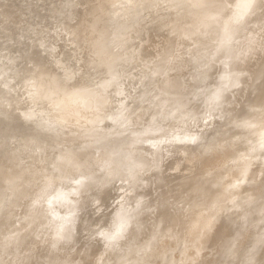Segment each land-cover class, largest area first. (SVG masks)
<instances>
[{
	"label": "bare ground",
	"instance_id": "bare-ground-1",
	"mask_svg": "<svg viewBox=\"0 0 264 264\" xmlns=\"http://www.w3.org/2000/svg\"><path fill=\"white\" fill-rule=\"evenodd\" d=\"M34 1L36 2V0H34ZM45 1H46L45 5H47L46 3L49 0L48 1L45 0ZM168 1L170 3L171 7H174L176 5L178 6V4H180L181 7L179 9H177V11L172 15V17H168L167 20L162 22V23H160L156 19V21H158V23H160L158 25V28H156V29L154 28L151 31H148V33H146L144 38L147 41H150L149 43H153L154 42L153 40H155L157 38L158 42L156 41L155 45H154L155 42L153 43V45L148 43V46L151 45V47H148L147 50H149L150 48H153V47L154 48L149 50V51H145L146 54L140 58L139 64H144V66H143V68H144L145 66H147L146 64H148V63L149 64L151 63L153 65L155 62L160 63L161 64V66H160L161 70H158L159 73L157 72V73H155L156 74L155 76H153V75L152 76L154 79V77H159L161 74H163L162 79L159 83V87L161 88L159 90V92L161 90H163V91L169 92L171 94V96L165 98L164 100H161L159 102L154 103V105H155L154 110L155 111H154V114L152 113L153 115H149V113H151V112H147L149 103L153 102L150 100V97H147L148 95L147 96L146 95L140 96L141 99L136 100V102H135L136 107H130V108H128V110H126L128 112V114L127 115L123 114L124 117L121 119H122V123H125V128H126V126H128V121H129V126L132 129L131 138H129V140H127L124 137H121V132H123V131H121L120 129H117L120 127L117 126V128H115L116 125L113 126L112 123H111L112 124L111 126H108V124H106V122L104 123V119L106 117H108L106 114L107 104L110 102V96H108V93L109 92L111 93L110 86H112L111 84L114 82V77L119 76L120 72H122L121 66L117 67V65H121V64H119L120 62H124L126 64L127 61H125V60L123 61V58L125 57V59H127L126 56L128 54L126 56H125V54L131 53V50L129 49L131 46L128 48V45H131L132 43L128 44V42H125L124 39L129 38L134 43L136 41V39H134V37L140 36L139 33H141V29H139V31H140L139 33L137 31H134L135 33L137 32L138 33L137 35H139V36H137L135 34L136 36H134L132 38V36L134 35L133 34L134 32L132 31V29H134V30H135V28L138 29V24L144 21L141 19L142 18L141 13H140L141 7H145V6H142L143 3L150 4V2H152L151 0H87V1H85L86 4L88 3L86 5L87 10L83 11L78 18H76V16H78L79 14H77L78 12L76 11L77 13L75 12V14H76L75 20L72 18V21L73 20L74 21L73 22L69 21L70 23H68V26L66 25L67 29L64 28L65 30L57 31L58 32L57 35L63 34L64 36H62V37L64 38L65 34H67L68 35L66 37L67 39L69 36L72 37V39L75 42V47H76L75 48L73 46L74 42L72 41L71 47L72 46L74 47L73 48L74 51H72L71 53H73L74 55H75L74 52L76 51V49L78 50V51H76V53L79 51L81 52V50H79L77 46L81 45L82 48H85L86 46H83V45H87L88 49H85V50L88 51L89 54H91L92 57L89 55L92 58L91 61L92 60H94V61L91 62L89 59V56L86 55V51L84 54V50H82L83 51L82 55L87 56L88 57L87 60H89L91 63L90 62L88 63L87 60H84L82 55H80L81 53L79 52V55L81 56L80 60L82 59L83 62H81L80 60L79 61L81 63L86 64V62H87L89 64V65L87 64L89 66L88 67L87 65L80 63L81 68L82 69H85L86 67H88L89 69L93 68V67H95L96 69L98 68L97 69L98 71H96V69H94V68H93L94 71L92 70L93 72H95L92 74H97L96 72L100 71V69H99V67H100L102 71H100L99 73H101V72L103 73V71H104L107 74V77H106V79H103L102 77L104 75L102 74L103 75L102 76L98 73L101 76L100 77L99 75H97V78L99 76L98 82H97V79H95V81L97 82L95 84L94 80H91L92 82H94V84L93 85H91V84L87 85V83H88L87 81L84 80V82H83V79L86 75L83 77V74H81L80 78L82 79V81H78L77 80L78 76H77V78H75L76 74L74 75V73L72 71L70 73H73L72 75L74 77L72 75H68V77H66V78L60 77V75L63 76L62 74H60L58 76V74H57L58 72L56 73L57 75L52 72V74H51L52 77H50V75H45V76L50 77V80L48 79L49 81H46V82H48V83H46L47 85H45L44 84L45 82L41 78L42 76L39 77L37 75L39 78V80H37L38 78L35 75V78H37L35 80L33 78L34 74L29 73V75H31V74L33 75V77L31 76L33 78V81L35 80L34 81L35 83L37 81L36 84L34 82H32V83H34V86H33V84H30V87L32 86V91L30 92V95H29L30 101H32V103L34 105H36L38 103H44V101H48V103H50V104H49V106L46 107L47 109L44 111L40 110V112H45V113H49L50 111L52 112V113L50 112L51 118L49 119V121H43L42 117H44V116L38 115L36 117V119L34 120L35 122L33 124H31L30 127L35 125L34 127L40 128L36 125H39V126L44 125L45 127H47V129L49 131H50V129H53L54 131L58 132V134L65 133L67 131L69 135L71 132L72 133L76 132L75 133L76 135L80 134V136H82V135L92 136L93 138H96V143H97V141L104 143L107 150L116 151L120 155H123V156L125 155L124 157H127L128 155L130 157H132L140 167L141 176H142V174H144L145 172H148V171H151L152 174L156 175L157 181H158L156 185L160 188H158L157 190H152L151 192H149L143 196V194L141 195L140 190H139V192L136 191V189H138V186H139V185L137 186V184H138L137 183L135 186V189L133 191V196L136 200L133 203L129 204L128 206L127 205L122 206L117 211V213L113 219V227H114L113 229L114 230L111 229L112 233H110L108 235L105 234L106 235L105 238H107L109 240L108 242L113 243V245L116 247V249L118 251L119 256L124 257L128 264H131V263H133V264H143V263L146 264L143 260L148 261L147 264H171L170 263L171 261H176V260L177 261L181 260L182 262H184L183 264H186V263H189V264H233L234 261H238V260H240V262L238 264H264V255H261L262 253L264 254V250L261 249V248H264V238H263L264 237V235H263L264 234V0H193L194 5L192 7L190 6V3H188V6H187L186 2L188 0H168ZM5 2H3L4 5L6 4ZM9 2H10V0L7 1L8 5H10ZM16 2H18V1H16ZM26 2H24L23 4L25 5ZM67 2H68V0H67ZM41 3H42V0H41ZM41 3H40V5H41ZM51 3L53 4V2H51ZM74 3H75V1H74ZM11 4H14V3L11 2ZM28 4H29V2H28ZM37 4H38V2H36V5ZM160 4H162V3H160ZM26 5H27V3H26ZM40 5H38L37 8H39ZM81 5H82V2H81ZM0 6H2V5H0ZM10 6L12 8L13 7L15 8V6H18V5L16 4L15 6H12V5H10ZM10 6L9 7L3 6L4 7L3 10H5V12H2L3 10L0 9V11H1L0 13L1 14L3 13L2 14L3 16H7L6 18H9V17L13 18L12 12L15 13V11H16V10L15 11L13 10L14 8L12 9L13 11H11ZM48 6H50V5H48ZM52 6H53V8L56 7L55 4H53ZM62 6H63V4H62ZM72 6L69 5L70 9H73V7L75 5L73 7ZM149 6L150 5H148L147 7H149ZM21 7H23V6L21 5L20 7L18 6V8L17 7L16 8L18 10ZM110 7H112L111 9L113 11H111V9L109 10ZM122 7H124V8H122ZM159 7H162V6H159ZM28 8H29V6H28ZM28 8H27V6L21 8L24 11L25 10L28 11V13L26 15H29L31 12V16L29 15L26 18H28V19L38 18L37 16H39V15L37 14V12L36 13L34 12V11H36V9L30 7L31 9L29 8V10H30V12H29ZM53 8H52V10H53ZM32 9H33L34 15L36 17L32 16L33 15ZM40 9L43 10L45 8H40ZM40 9H37V10L40 11ZM46 9H47V7H46ZM67 9L68 8L66 7V10ZM155 10H156V8H155ZM155 10H153V11H155ZM53 11H52V13H53ZM149 11H147V12H149ZM160 11L161 10H159L158 13H160ZM156 12H157V10H156ZM4 13H5V15H4ZM19 13H20V11H19ZM19 13H17V14L19 16H20V14H22L23 18L25 19L26 11L23 13L21 12L20 14ZM61 13H63V12H61ZM115 13H119L120 16L121 15L126 16L128 18V20L127 21L124 20L121 22V20L123 19L122 18L119 21H114L113 16H111V15H114ZM47 14L49 15L48 12H47ZM108 14H111L110 16H111L113 22L111 21V18L108 19V17H110ZM2 15H0V16H2ZM142 15H144V12ZM145 15H146V13H145ZM40 16H41V14H40ZM58 16L56 15V17H58ZM84 16L87 17V20H85L86 18ZM114 16H119V15L117 14ZM29 17H33V18H29ZM151 17H153V16H150V18H147V20H145V22L148 21L149 19H152ZM18 18H20V17H18ZM51 18H49V20ZM66 18H68V17H66ZM66 18H65V20H66ZM28 19H26V21ZM10 20H12V19H8V21H10ZM38 20H40V18ZM6 21H7V19H6ZM19 21H17V22L19 23ZM46 21H47V19H46ZM110 22H112V23H110ZM15 23H12V24L15 25ZM37 23L39 24V21ZM51 23H50V27L53 25ZM34 24H36V22ZM40 24H41V22H40ZM28 25H26V26H28ZM130 25L134 26V27H131L132 29L130 28L131 29L130 33H132L133 35H131V34L128 35L129 32L127 31L128 33L127 34L125 33V34H126V36L128 35V37H124V32ZM0 27H1V23H0ZM17 27H18V25H17ZM20 27H22V26H20ZM48 27H49V25L47 26V28ZM7 28H9V27H7ZM52 28H53V26H52ZM140 28H144L142 26V24H141ZM24 29H26V28L24 27ZM61 29H62V27H61ZM10 30L11 29H8V31H7V29H6V31L9 32V33H7L5 31V33H7V36H9L8 34H12V33L14 34V32L12 31L13 29L11 30L12 31L11 33H10ZM144 30L145 29H143V31ZM15 33H16L15 35L19 34L17 32H15ZM13 34L9 36V37H11L10 38L11 41L12 40L15 41V39H12V37L15 36ZM41 34H43V33H41ZM44 34H45V32H44ZM38 35H40V34H38ZM57 35L55 37L54 36L53 37L56 38ZM7 36H6V34H5V36H3V37H5V40H3L4 42H6V40L9 39V38L6 39ZM21 36L19 35L18 38H20ZM48 36H50V35H48ZM16 37H14V38H16ZM24 37H25V33H24ZM154 37H156V38L154 39ZM57 38L59 39L60 37H57ZM60 39L62 41V38H60ZM60 39H59V41H60ZM55 41H58V40H55ZM137 41H140V39ZM137 41H136V43H137ZM1 42H2V40H1ZM52 42H54L53 39H52ZM65 42L66 41L63 40L62 43H64V45H65ZM68 42H69V40H67V43ZM47 43H48L47 45H50L49 42H47ZM54 43H56V42H54ZM124 43H126V44L124 45ZM24 44H26V43H24ZM141 44H143V43H141ZM68 45H70V44H68ZM122 45L127 46V47L124 48V46H122ZM134 45H135V43H134ZM13 46H14V44H13ZM13 46H12V48H13ZM45 46H46V44H45ZM45 46H43V47H45ZM115 46L118 47L116 49L122 48L121 51L117 50V51H119L118 53H116V51H113L112 49ZM41 47H42V45H41ZM133 47H135V46H133ZM139 47H141V46H138L137 48L139 49ZM47 48L49 49L48 46H47ZM59 48H60V46H59ZM82 48H80V49H82ZM145 48H146V46H145ZM60 49H57V50L61 51ZM128 49L130 50V52ZM138 49H137V51H139ZM143 49H144V47H143ZM43 50H44V48H43ZM68 50H70V49H67V51ZM141 50L142 49H140V51ZM55 51H56V49H55ZM62 51H64V50L62 49ZM140 51L137 53L139 54ZM46 52H48V51L45 48V53ZM14 53H15V51H14ZM56 53H58V51H56ZM56 53L53 52V55H55ZM133 53H131V54H133ZM137 53H136V55H138ZM34 55H36V54H34ZM136 55H134V56H136ZM220 55H221V57L222 56L224 57L222 62L220 60L222 67H220V65H219L220 71L215 72V75L213 76L215 79L211 83L212 85L210 84L209 89L206 87L202 92H201V90H199L200 93L195 92L194 87H192V85L189 86L188 82H186L188 80H184V74H185L184 69L188 63L190 64V59L195 60V58H197L198 60L201 61L200 62L201 68L200 69L198 68L199 71L197 69L196 73H194V74L192 73L193 75L191 74L192 76H195V77H193L194 78L193 80L195 82L196 79H197L196 81H198V80L203 79V78L205 79L206 77H208V78L212 77V70L214 68V62L216 61L215 57L216 56L219 57ZM2 56H3V54H2ZM73 56L71 55V57H73ZM80 56H78V53H77V57L79 58ZM30 57H32V55ZM30 57H29V59H37L38 58L37 56L32 57V58H30ZM58 57L59 56L57 55V59H58ZM62 57H63V52L61 54V58ZM66 57H67V55H66ZM93 57H94V59H93ZM13 58H15V57H13ZM19 58L20 57H17V59H19ZM84 58L86 59V57H84ZM136 58H137V56L134 59L136 60ZM188 58H189V62H188ZM219 58H218V60H219ZM8 59H9V57H8ZM57 59H55V56H54V59H52V61L53 62L55 60L57 61ZM253 59H256V61L251 62ZM10 60H11V58H10ZM50 60H51V58H50ZM66 60L67 59L65 58L64 61H66ZM76 60H78V59H75V61ZM30 61L32 62L33 60H30ZM58 61H59V59H58ZM64 61L62 59H60V64H62V67H64V64H63ZM129 61H132V59H130ZM137 61L138 60H136V63H137ZM3 62H2V64H3ZM15 62H13V64ZM36 62H37V60H36ZM67 62H68V60H67ZM10 63H11V61H10ZM2 64L0 63L1 66H2ZM41 64L43 65V63H41ZM68 64H66V65H68ZM90 64L93 65V67H91ZM162 64H163V66H162ZM18 65L19 64H17V66ZM33 65H35V64H33ZM36 65L38 67L40 66V64L38 65V62ZM66 65H65V67H66ZM82 65L83 66L85 65L86 67L84 66V68H83ZM259 65H261V66H259ZM124 66H126V65L123 64L122 67H124ZM127 66H129V65L127 64ZM127 66H126V69H129ZM130 66L132 67V65H130ZM134 66L136 67L137 65H134ZM8 67H9V65H8ZM12 67H14V66H12ZM41 67L42 66H40V68ZM75 67H76V65H75ZM78 67H80V65ZM78 67L76 69H78ZM258 67H260V68H258ZM6 68H4V69L8 70ZM69 68H71V66H69ZM81 68H79V69H81ZM88 68H86L84 71H82V69H81L79 72L82 71V73H84V72H86V70ZM119 68H120V72L118 71ZM216 68H217V65H216ZM12 69H14V68H12ZM35 69H34V71H35ZM37 69H39V68H37ZM65 69H67V68H65ZM65 69H64V71H65ZM148 69H150V68H148ZM190 69L192 70L193 68H190ZM71 70H72V68H71ZM215 70H217V69H215ZM38 71H41V69ZM55 71H57V70H55ZM73 71L75 72L76 70H73ZM90 71H91V69L89 70V72ZM127 71H130V73H131V70H127ZM123 72H124V70H123ZM5 73L6 72L2 73L3 76L5 75ZM14 73H15V71H14ZM46 73H48V71ZM59 73H61V72H59ZM65 73H67V72H65ZM124 73H123V75H124ZM244 73H247V74L250 73L251 74V76H250L251 77L250 80L252 79L251 83H248V81H246V78H245L246 75ZM6 74H8V73H6ZM117 74H119V75H117ZM142 74H143V71H142ZM42 75H44V73ZM126 75H127V73H126ZM126 75L123 76V79H124V77L126 78ZM129 75L131 77V74H129ZM132 75H133V73H132ZM17 76H18V74H17ZM17 76H15V77H17ZM22 76H24V75H22ZM45 76H43V77H45ZM15 77H13V78L15 79ZM24 77H22V78H24ZM86 77L85 78L88 80L89 79L88 76H86ZM90 77H91V75H90ZM17 78L21 79L20 76ZM26 78L28 79V77H26ZM72 78L77 80V82L75 80H71ZM95 78H96V76H95ZM100 78L103 79V80L101 79L102 80L101 82H100ZM120 78L122 79V76ZM1 79H3V78H1ZM149 79H152V78H149ZM13 80H11V81L13 82ZM17 80H19V79H17ZM26 80H24V81H26ZM44 80H46V79L44 78ZM67 80H68V82H67ZM69 80L74 82V83L73 84L69 83L70 82ZM125 80L127 81V79H125ZM125 80H124V82L122 80H120V82L122 81L124 84L126 82ZM258 80H261V81L255 87V89H254L255 91H253L251 93V96L248 95L246 97V95L244 94V91H242V94H239L238 96H232V97L230 96V93L235 91L236 87L239 88L242 84H245V86H246L245 89H247V88H250L249 85L255 84V82ZM11 81L9 80V82H11ZM30 81H32V80L30 79L28 81V83H31ZM191 81H192V79H191ZM201 81L203 82V80H201ZM12 82H11V84H12ZM92 82H90V83H92ZM118 82H119V80H118ZM206 82L209 83L210 80H208ZM4 83L5 84L8 83V80H6ZM75 83H77V84H75ZM133 83L134 82H132V84ZM195 83H197V82H195ZM208 83H205V84H208ZM127 84H129L128 81H127ZM130 84L128 85V87L130 86ZM139 84H141V83H137L136 85L139 86ZM8 85H5V87ZM35 85H37V88L40 87L39 89H42V90H39V89L37 90ZM142 85H141V91L143 88ZM11 86H9V87H11ZM41 86H43V87H41ZM125 86H126V84H125ZM145 86H146V88H148L147 87L148 85H145ZM203 86H204V84H203ZM0 87H2V86H0ZM132 87H133V85H132ZM52 88L60 89L61 95L63 93L62 96L65 95L64 97H66L65 99H67L66 102L60 101L59 100L60 98L58 99L59 101H57L56 99L55 100L50 99L49 98L50 97L49 96V94H50L49 89H51L50 91H52ZM112 88H111V90H112ZM119 88H120V86H119ZM201 88H204V87H201ZM135 89H138V92H139V87H137ZM206 89H208L207 92H206ZM46 90H48L49 94L47 93ZM114 90L115 89H113V93L116 94V92H114ZM117 90H118V88H117ZM148 90L149 89H147V91ZM10 91H11V89H10ZM134 91L133 92L131 91V92L134 94ZM141 91H140V94H141ZM16 92H13V93H16ZM138 92H136V93H138ZM13 93H12V95H13ZM10 94H11V92H10ZM10 94H8V95L11 96ZM5 95H7V94H5ZM59 95H57V96H59ZM244 95H245V97H244ZM126 97H127V95H126ZM13 98H10V100ZM61 98H63V97H61ZM132 98H133V95H132ZM132 98H130V99H132ZM65 99H63V100H65ZM116 99H118V98H116ZM122 99H124V96ZM134 99H137V98H134ZM7 100H9V99H6L5 101H7ZM16 100H18V99H16ZM16 100L14 99V101H16ZM120 100H121V97H120ZM118 101H117V103H118ZM145 101H148V103H146ZM248 101H250V102L248 103ZM17 102H19V101H17ZM124 102H125V99H124ZM198 102L201 104V106H205L206 110L215 111L212 113H215V115L217 117H215V116L212 117L211 116L212 114H209L208 116H206V118H204V119H207V120L209 119V120L204 125H202V130H200L201 132L197 131V132L185 133V132H188L189 130H191L190 129V125H192L191 122H194L196 120L194 111L197 108ZM12 103H14V102H12ZM19 103H17V104H19ZM246 103H248V104H246ZM10 104L11 103H9L8 106ZM126 104H124V105H126ZM228 104H230V106L225 108V106ZM13 105L14 104H12L11 106H13ZM121 105H122V103H121ZM15 106H16V104L13 106L14 110H15V108H14ZM119 106L120 105H118L117 107H119ZM170 106L172 107L171 110H169ZM2 107H4V106H2ZM19 107H20V105H18V107H16V108H19ZM165 107H166V109H165ZM9 108H10V106H9ZM125 108H127V107H125ZM111 109H109V110H111ZM3 110H5V109H3ZM20 110H22V109H20ZM5 112L3 111V114H5ZM10 112L11 111L9 110V113ZM19 113H21V112H19ZM32 113L33 112L26 110L23 113V116H24V118L30 119L33 116ZM3 114L1 113V115L4 116V118H6L5 116L8 113L6 115H3ZM131 114H134V116L133 115L130 116ZM117 115H118V113L116 114V116ZM10 116H11V118H14V116H16V115H14V113H13ZM10 116H9V119H8V117L6 118L7 123H11L10 120L11 121L14 120L15 123L20 121V120H18V121L16 120L17 122L15 121V119H18L17 116L19 117L20 115H17L15 117V119H13V120L10 118ZM127 117H129V118H127ZM108 118H110V117H108ZM214 118H218V120H213ZM8 120H9V122H8ZM216 121H220V122H218V124H217ZM14 122H12V123H14ZM24 122H26V121L24 120ZM117 123L119 124L120 121H118ZM122 123L119 125L121 126ZM17 125L16 124H14V125L10 124L9 126H11V128H12L13 126L16 127ZM20 125H22V123ZM24 125H26V124H24ZM1 127H0V129H1ZM22 127L23 126H21V128ZM45 127H44V129L46 131ZM37 128H36V131H37ZM2 129L4 130L5 128H2ZM236 129L246 130V132L244 134H242L240 137L233 135L234 137L229 138L225 141H219L218 140V137H220L223 133L229 132L231 130H236ZM25 130H27V129H25ZM25 130L23 129V131H25ZM53 130H51V131H53ZM172 130H175V132L172 133L173 135L168 134ZM180 130L183 131L182 134L176 132V131L180 132ZM207 130H210V131L207 132ZM23 131H21V132H23ZM31 131H34V130L30 129V131H27V132H31ZM160 132H161L160 136L156 140L151 141V136H149V135L152 133H160ZM34 133H36V132H34ZM37 133H39V132H37ZM41 133L42 132H40V136H41ZM32 135H34V134H32ZM52 135L54 136V134H52ZM52 135H49V136H52ZM56 135L57 134H55V136ZM66 135H65V137H66ZM43 136L47 137V133L44 134ZM142 136H144L145 138L147 137L145 139V142H149V144H146V145L137 144L136 139L141 138ZM4 137H5V135H4ZM61 137H64V136H61ZM72 137H74V136H72ZM58 138H59V136H58ZM51 139H52V137H51ZM53 140H54V138H53ZM184 140H186V141H184ZM56 142L60 143L61 141L59 142L57 139ZM4 143H5V141H3V144ZM48 143H49V141H48ZM54 143H55L54 141H53V144H52V142H50V144H52V145H50L48 147L51 148V146L55 145ZM71 144H73V143H71ZM71 144H69V146ZM3 147H1V145H0L1 149ZM45 147H47V145ZM59 147L60 146H58V150H59ZM56 148H57V146H56ZM63 148H65V146ZM5 149H3L4 152H5ZM51 149H54V148H51ZM45 150H46V148H45ZM56 150H55L54 154L57 153ZM116 152L115 153L112 152V153L115 154V158L117 159ZM49 153H51V152H49ZM66 154H68V153H66ZM92 154H94V152ZM100 154H101V152H100ZM1 157H3V156H1ZM108 157H110V154ZM111 157L113 158V155ZM103 158H104V156H103ZM120 158H121V156H119V159ZM1 159L3 160L5 158H1ZM7 159H5V160H7ZM13 159H14V157H13ZM113 159H112V162H113ZM116 159H115V161H117ZM11 161H13V160H11ZM115 161L113 163H115ZM0 162H2V161H0ZM3 162H4V160H3ZM14 162H10V163H14ZM125 162H126V160H125ZM125 162L123 164H126ZM7 163H8V161H7ZM7 163L5 162L6 165H7ZM48 163H49V161H48ZM53 165L54 164H52V166ZM253 165H256V166L253 167ZM10 166L13 168L12 164H10L8 167H10ZM123 166L124 165H122V167ZM8 167L5 166V168H8ZM17 167H19V166H17ZM120 167H121V165H120ZM49 168H48V170H49ZM54 168H55V166H54ZM4 169L1 172V168H0L1 174H4V173L7 174L8 173V172H4V171H6ZM57 170H58V168H57ZM13 171H14V169H13ZM118 171H123V170H118ZM59 173L62 174L65 172H59ZM126 174H128V173H126ZM145 174H148V173H145ZM56 175H57V173H56ZM3 177H4V175H3ZM150 177H152V176H150ZM1 179L3 180L4 178H2V176H1ZM56 185H58V184H56ZM142 189H143V187H142ZM151 189H153V187H151ZM157 191H158V193H156ZM41 192H43V190H39V193H41ZM65 195L64 194H55V195L50 194V199L48 200V204L51 203V201L58 199L60 197L66 198ZM138 196H142V197H138ZM136 197H138V198H136ZM0 198H2V197H0ZM4 200H2V201L4 202ZM10 202H13V201H10ZM25 203H29V202L25 201L24 204ZM0 204H2V202H0ZM11 204H13V203H11ZM11 204H9V206H7V208L9 207L8 210H11V208H13V207H10ZM3 205L6 206V204H3ZM19 205L20 204H18L16 206L14 205V207L17 208V206H18L19 208L20 207L22 208L21 205H23V204H21L20 206ZM25 205H27V204H25ZM29 205H27V206L29 207ZM24 206H23V208H24V210H26L25 208H27V207H24ZM0 207H2V206H0ZM124 207L128 208L126 212L122 211V209ZM3 208H1V210L4 213L5 211ZM7 208H6V212L8 211ZM243 208L244 209L246 208L247 213L243 216H240L237 213V211H240V213H241V210H239V209H243ZM29 209H27V210H29ZM35 209H34V211H38ZM37 209H38V207H37ZM243 210H242V212H243ZM40 211H38L39 214H42V212L40 213ZM11 212L14 213L13 210H11ZM11 212H9V214ZM30 212H31V210H30ZM30 212L27 211V213H30ZM16 213L18 214L20 212L17 211ZM27 213L25 212V215H24L25 217H27L28 215L31 214V213L30 214H27ZM32 214H34V213H32ZM1 215L4 216V214H1ZM11 215L8 218H5L7 216H4L5 220L6 219L9 220L10 217L13 219V217ZM35 215H37V214H35ZM21 216L24 217L22 214H21ZM33 216L34 215H32V217ZM24 218H23V220H24ZM29 218H31V217H29ZM38 218H36L35 220H38ZM1 219H0V222H1ZM14 219L16 221H19V220H17L19 218H14ZM20 219H22V218H20ZM252 219L257 221V225L255 224L256 227H254L255 230H253L254 228L251 229L248 227V223H249V221L250 222L253 221ZM15 220H14V223H15ZM25 220L24 221L21 220L20 222H18V224H21V222L23 224L25 222ZM30 220L32 221V219H29V220L27 219L26 221L30 222ZM3 221L1 224H3ZM40 221H41V219H40ZM40 221L38 220V222H40ZM5 222H8V221L6 220ZM28 222H27V224H28ZM12 223L13 222L11 221V224ZM35 223L33 222V224H35ZM8 224H9V222H8ZM15 224L14 225L12 224L13 227L16 226ZM31 224H32V222H31ZM43 224L46 226L45 223H43ZM5 225H6L5 223L2 225L3 228ZM47 225H48V220H47ZM18 226H20V225H18ZM237 226H238V228H237ZM249 226H251V225L249 224ZM10 227H7V228H10ZM22 227H23V225H22ZM22 227H21V229L20 228L18 229V230H20V232H21V230H22V232H24ZM25 227H28V226L26 225ZM109 227H111V226H109ZM103 228H104V226H103ZM4 229H6V227ZM29 229H30V227H29ZM105 229H107V228H105ZM0 230H3V229L0 227ZM7 230L9 231V229H7ZM10 230H11V228H10ZM18 230H16V228H15L14 233ZM57 230H60V229H56L55 232ZM65 230H63V231H65ZM108 230H109V228H108ZM50 231H52V230H50ZM103 231H104V229H103ZM10 232H12V230ZM10 232H9V234H10ZM106 232L107 231L105 230V233ZM23 234H21V235H23ZM0 235H3V234H1V231H0ZM11 235H8V236H11ZM16 235L18 236L19 233ZM21 235L18 237H19L20 241H23L24 238H22V240L20 239L21 237H23ZM55 235H54V239L56 237ZM260 235H262V236L260 237ZM3 236L0 237V238H2L1 239L2 241H3V238L6 237L7 235H5L4 237ZM13 236H15V234ZM13 236H11V237H13ZM17 236H15V237H17ZM24 236H27V235L24 234ZM41 236H43V235H41ZM59 236H60V234H59ZM258 236L261 238L260 240H256L254 242H251L253 238H258ZM28 237H31V236L28 235ZM51 237L49 236L50 239H53V235H51ZM7 238L9 239V237H7ZM14 239H16V238H14ZM27 239L28 238H26L25 240H27ZM42 239H44V238H42ZM5 240H6V238H5ZM17 240H18V238H17ZM17 240L15 242L16 245L21 244V246H23L22 243H19L20 241L17 244ZM47 241H48V239H47ZM10 242H11V240H10ZM2 243L3 242H1L0 246L4 245ZM11 244H12V242H11ZM25 245H27V244H25ZM8 246H6V247H8ZM12 246L14 247V245H11V248H13ZM18 246H20V245H18ZM148 246H152L153 248L150 251H147L146 247H148ZM2 247L0 248L1 251L4 249ZM6 247H5V249H8ZM171 247H175L178 250V253L180 255H175V257H169L168 256V257H165L162 259L160 257H158L159 254L163 253L164 251L169 250ZM9 248H10V246H9ZM10 250H12V249H10ZM249 250H251L252 252H256V253L259 251H263V252L261 254H257L254 258H248L245 255ZM4 252H6V251H4ZM4 252H2V253L0 252L1 255L7 253V252L6 253H4ZM182 253H185L186 255L182 256ZM39 254L40 253H38V254L36 253V256ZM7 255H10L9 252ZM7 255H5L7 257V259H10V258H8ZM32 256H34V255H32ZM17 257H19V256H17ZM49 257L50 256H48V260L52 258V256H51V258H49ZM0 258H1L0 261H2L3 258L2 257H0ZM23 258H24V256H23ZM37 258H38V256H37ZM13 259H12V261H13ZM31 259H32V257H31ZM6 260H4V261H6ZM51 260H54V259H51ZM15 261L17 262L16 264H19V262H18L19 260L18 261L15 260ZM20 261H21V259H20ZM54 261H52V262L50 261V262L53 263ZM141 261H142V263H141ZM28 262H29V259H28ZM60 262L62 263L65 261H63L61 258ZM60 262H59V264H60ZM25 263H26V261H25ZM29 263H27V264H29ZM47 263H48V261H47ZM47 263H45V264H47ZM0 264H1V262H0ZM3 264H8V262H6V263L3 262ZM9 264H10V261H9Z\"/></svg>",
	"mask_w": 264,
	"mask_h": 264
},
{
	"label": "rangeland",
	"instance_id": "rangeland-1",
	"mask_svg": "<svg viewBox=\"0 0 264 264\" xmlns=\"http://www.w3.org/2000/svg\"><path fill=\"white\" fill-rule=\"evenodd\" d=\"M6 1V2H5ZM7 1H9V0H1L0 2V5H2V6H0V9H4V7L3 6H7V7H9L10 5H12V6H15L16 4L20 7L21 5L23 6V7H25V6H27V8H28V6H29V8L31 7V8H34V9H36V11H34L35 13L37 12V14L40 16V14H41V16L39 17V16H37L38 18H33V17H29V18H33V19H28V18H26L27 16H31V12H30V10H29V8H28V10H29V12H30V14L29 15H26L27 13H28V11L27 10H25L26 11V13H25V19L23 18V16H22V14H20L21 12L23 13V12H25L24 10H22L21 8H23V7H21V8H19L18 10L20 11V13H19V11L17 10V8H18V6H15V8L13 9L11 6V11H15V13L17 12V13H19L20 14V16L16 13H13L12 12V16H13V18H6L7 16H3L1 13H0V15H2V16H0V23H1V27H0V55L2 56V54H3V56L1 57L0 56V63L2 64V62H3V64H2V66L0 65V86H2V87H0V127H1V129H0V145H1V147H3L2 149L0 148V150L2 151L3 149H5V152H4V150L0 153V159L1 158H5V159H7V160H5V159H3L4 160V162H3V160L1 159L0 161H2V162H0V168H1V172L3 171V169L5 168V166H9L10 164H12V166H13V168L10 166V167H8V168H5L4 170H6V171H4V172H8L7 174L6 173H4V174H1L0 173V197H2V198H0V202H2V204H0V206H2V207H0V219H1V222H0V227L4 230H0L1 231V234H3L4 236L5 235H7L6 237H4L3 235H0V237H4L3 238V241L1 240L2 238H0V244H1V242H3L2 244H4V245H2V246H0V248L2 247V248H4L2 251H1V249H0V252L2 253V252H4V251H6V252H4V253H6V254H3L4 256L5 255H7L8 254V252H9V254L10 255H7L8 256V258H10V259H7V257L5 256H3V255H1V253H0V257H4L3 258V260L2 261H0L1 262V264H3V262H8V264H9V261H10V264H16L17 262L15 261V260H19L18 262H19V264L21 263V264H24L25 263V261H26V263L25 264H27V263H29V264H35L36 262V264H45V263H47V261H48V263L51 261H54L53 263H49V264H59V262L61 261V258H62V260L63 261H65V262H60V264H128L127 263V261H126V259L124 258V257H122V256H119V254H118V251H117V249H116V247L113 245V243L111 242H108L109 240L107 239V238H105V236L106 235H108V234H110V233H112V230H114L113 228V219H114V217H115V215H116V213H117V211L122 207V206H124V205H129V204H131V203H133L136 199L134 198V196H133V191H134V189H135V186H136V184H137V186H138V189H136V191L137 192H139V190H140V192H141V195L143 194V196L145 195V194H147V193H149V192H151L152 190H157L158 188H160V187H158L156 184H157V177H156V175L155 174H152V172L151 171H148V172H145V173H148V174H142V176H141V172H140V167H139V165L137 164V162L132 158V157H130L129 155L127 156V157H124L123 155H120V154H118V152H116V151H109V150H107V148L105 147V144L104 143H102V142H99V141H97V143H96V138H93L92 136H88V135H82V136H80V134L78 135H76L75 133L76 132H69L70 133V135L68 134V132L65 134V133H60V134H58V132H56V131H54L53 129H50V131L47 129V127H45L44 125L43 126H39V125H36V126H38V127H40V128H37V127H34V126H32V127H30V125L31 124H33L35 121V119H36V117L38 116V115H43L44 117H42V120L43 121H49V119L51 118V114H50V112L49 113H45V112H40V110H46L47 108V106H49V104L50 103H48V101H44V103H38V104H36V105H34L33 103H32V101H30V99H29V95H30V92L32 91V86L30 87V84H33V86H34V81L38 78V76L40 77V76H42L41 78L43 79V81L45 82H43L45 85H47L46 83H48V82H46V81H49L50 80V77H52V72L53 73H57L58 74V76L60 75V74H62L63 76H61L60 75V77H63V78H66V77H68V75H72L73 73H74V75H75V78H77V76H78V78H77V80L78 81H82V79L80 78V76H81V74H83V77L86 75V76H88V80L84 77V79H83V82H84V80L85 81H87L86 83H87V85L89 84H91V85H93L94 84V82H95V84L98 82V79H99V76L100 75H102L103 77V79H106V77H107V74L103 71V73L101 72V73H99L100 71H102L101 70V68L99 67V69H100V71L99 72H96L97 74H92V73H95V72H93L94 70H93V68L94 69H96L95 67H93V65H91V67H93V68H90L91 69V73L89 72V62L91 61V54H89L88 53V51H86L85 49H88V47H87V45H83V46H86L85 48H82L81 47V45L80 46H77L78 47V49L79 50H81V54L80 55H82V50H84V54H85V51H86V55L87 56H89V59H90V61L89 60H87V56H83L82 55V57H83V59L84 60H87L88 61V63L86 62V64L85 63H81V62H83L82 61V59L80 60V58H81V56L79 55V52H77L78 53V56H80L79 58L77 57V53H76V51H78L77 49H76V51L74 52L75 53V55L73 54V53H71L72 51H74L73 50V48L75 47V42H74V40L72 39V37H68V39L66 38L68 35L67 34H65V37L63 38L62 36H64L63 34H59V35H57V31H62V30H65V29H67V26H68V23H70V22H73L74 20H75V16H76V14H75V12L77 13V14H79L78 16H76V18H78L79 16H80V14L83 12V11H85V10H87V4L85 3V1H87V0H68V2H67V0H47L48 2L46 3L47 5H45V0H42V3H41V0H36V2H38V4L36 5V2L34 1V0H10V5H8V3H7ZM16 1H18V2H16ZM21 1V2H20ZM27 1V2H26ZM44 1V2H43ZM55 1V2H54ZM74 1H75V3H74ZM152 2H150V4H148V3H143V5L142 6H145V7H141V16H142V20H144L143 22H141V23H139L138 24V29H136L135 28V30L134 29H132L131 27H134L133 25H130L126 30H125V32H124V37H128V35H133L132 36V38L134 37V36H136L140 31H139V29H141V33H139L140 34V36L139 35H137V36H139V37H134V39H136V41L137 40H139L140 39V41H137V43H136V41L134 42L135 43V45H134V43H133V41L131 40V39H129V38H125L124 40H125V42H128V44L130 43H132L131 45H128V48L131 50V53H133L134 51V55H136V53L137 52H139L140 51V49H142L141 51H140V53L138 54V55H136L137 56V58H136V60H138L137 61V63H136V60L134 59L136 56H134L133 54H129V53H126L125 54V56H126V58L127 59H125V57L123 58V61L125 60V61H127V63L125 64L124 62H120L119 64H121V65H117V67H120L121 66V71L123 72V70H124V75H126V73H127V75L130 77V75L129 74H131V79L126 75V78L124 77V79H123V73L122 72H120V68H119V72H120V75L119 74H117V75H119V76H117V77H114V82L111 84L112 86H110V91H111V93L109 92L108 93V96H110V102L107 104V110H106V114H107V116L108 117H110V118H108V117H106L105 119H104V123L106 122V124H108V126H111L112 124H113V126H115L116 125V127L115 128H117V126L118 127H120V128H117V129H120L121 131H123V132H121V137H124V138H126L127 140H129V138H131V132H132V129L130 128V126H129V121H128V126H126V128H125V123H122V119L121 118H123L124 117V115L123 114H128V112L126 111V110H128V108H130V107H136V100H139V99H141L140 98V96H144V95H148L147 97H150V100L151 101H153L152 103H149V106H148V109H147V112H151V113H149V115H153L154 114V107H155V105H154V103L155 102H159V101H161V100H164L165 98H167V97H170L171 96V94L169 93V92H166V91H163V90H161L160 92H159V90L161 89L160 87H159V83H160V81H161V79H162V75L163 74H161L159 77H154V79H153V76H155L156 74L155 73H159V71L158 70H161L160 69V66H161V64L160 63H154V65L153 64H146L147 66H145L144 68H143V66H144V64H139L140 62V58L143 56V55H145L146 54V52L145 51H149V50H151V49H153V48H150L149 50H147V48L148 47H151V45H149L148 46V43L150 42V41H147L145 38H144V36L146 35V33H148V31H151L152 29H156V28H158V25L160 24V23H162V22H164V21H166L167 20V18L168 17H172V15L177 11V9H179L180 7H181V5L180 4H178V6L176 5V6H174V7H171V5H170V3H169V1L168 0H151ZM155 1V2H154ZM3 2H5L6 4L4 5V3ZM11 2L12 3H14V4H11ZM24 2H26L27 3V5H26V3H25V5L23 4ZM28 2H29V4H28ZM31 2V3H30ZM51 2H53V4H55V8H53V4L51 3ZM61 2V3H60ZM68 4H67V3ZM81 2H82V5H81ZM139 2V1H138ZM164 2V3H163ZM3 3V4H2ZM20 5H19V4ZM40 3H41V5H40ZM51 3V4H50ZM61 5H60V4ZM65 3V4H64ZM71 3V4H70ZM73 3V4H72ZM160 3H162V4H160ZM187 6H188V3H190V6L192 7L193 5H194V1L193 0H188L187 2ZM62 4H63V6H62ZM147 4V5H146ZM155 4V5H154ZM192 4V5H191ZM38 5H40L39 6V8H37L38 7ZM48 5H50V6H48ZM68 5V6H67ZM69 5H75L74 7H73V9H70V7H69ZM148 5H150L149 7H147ZM162 6V7H159V6ZM36 6V7H35ZM43 6V7H42ZM52 6V7H51ZM121 6V5H120ZM119 6V7H120ZM168 6V7H167ZM189 6V7H190ZM3 7V8H2ZM46 7H47V9H46ZM49 7V8H48ZM51 7V8H50ZM59 7V8H58ZM63 7V8H62ZM66 7L68 8L67 10H66ZM151 7V8H150ZM154 7V8H153ZM30 8V9H31ZM40 8H45V9H40ZM52 8H53V10H52ZM61 8V9H60ZM112 7H110L109 8V10L111 9ZM122 8H124V7H122ZM121 8V9H122ZM155 8H156V10H157V12H156V10H155ZM161 8V9H160ZM6 9V8H5ZM13 9V10H12ZM25 9V8H24ZM37 9H40V11L39 10H37ZM59 9V10H58ZM63 9V10H62ZM66 11H65V10ZM155 10V11H153V10ZM75 10V11H74ZM150 10V11H149ZM159 10H161L160 11V13H158L159 12ZM44 11V12H43ZM51 11V12H50ZM52 11H53V13H52ZM71 11V12H70ZM74 13H73V12ZM111 11H113L112 9H111ZM147 11H149V12H147ZM1 12V11H0ZM2 12H5V10H3ZM32 12H33V9H32ZM34 12H33V15L32 16H35L34 15ZM40 12V13H39ZM42 12V13H41ZM47 12L49 13V15L47 14ZM57 12V13H56ZM60 12V13H59ZM61 12H63V13H61ZM143 12H144V15H145V13H146V15L144 16V15H142L143 14ZM46 13V14H45ZM52 13V14H51ZM15 14V15H14ZM60 14V15H59ZM112 14V13H111ZM111 14H108L109 16L111 15ZM119 15V16H114V15ZM158 14V15H157ZM4 15H5V13H4ZM48 15V16H47ZM51 15V16H50ZM56 15L58 16V17H56ZM73 15V16H72ZM114 15H111V16H113V20L114 21H119V20H121L122 18V20H121V22L122 21H127L128 20V18L126 17V16H124V15H121L120 16V14L119 13H115ZM156 15V16H155ZM170 15V16H169ZM11 16V17H12ZM16 16V17H15ZM22 16V17H21ZM44 16V17H43ZM47 16V17H46ZM71 16V17H70ZM88 16V15H87ZM111 16L110 17H108V19L109 18H111ZM149 16V17H148ZM150 16H153V17H151L152 19H149L148 21H146L145 22V20H147V18H150ZM166 16V17H165ZM2 17V18H1ZM18 17H20V18H18ZM36 17V16H35ZM51 18L50 20H49V18ZM66 17H68V18H66ZM85 17V16H84ZM160 17V18H159ZM163 17V18H162ZM4 18V19H3ZM40 18V20H38ZM42 18V19H41ZM44 18V19H43ZM65 18H66V20H65ZM71 18V19H70ZM72 18L74 19L73 21H72ZM83 18V17H82ZM86 19L85 20H87V17H85ZM119 18V19H118ZM6 19H7V21H6ZM8 19H12V20H10V21H8ZM15 19V20H14ZM24 19V20H23ZM26 19H28L27 21H26ZM35 19V20H34ZM46 19H47V21H46ZM84 19V18H83ZM89 19V18H88ZM156 19L160 22V23H158V21H156ZM14 20V21H13ZM20 20V21H19ZM31 20V21H30ZM3 21V22H2ZM17 21H19V23L17 22ZM25 21V22H24ZM39 21V24L37 23ZM70 21V22H69ZM109 21V20H108ZM111 21H112V18H111ZM141 21V20H140ZM12 22V23H15V25L14 24H10V23ZM32 22V23H31ZM36 22V24H34V23ZM40 22H41V24H40ZM49 22V23H48ZM52 22V23H51ZM57 22V23H56ZM113 22V21H112ZM112 22H110V23H112ZM149 22V23H148ZM50 23L51 24H53L52 26H53V28H52V26L50 27ZM147 23V24H146ZM152 23V24H151ZM3 24V25H2ZM20 24V25H19ZM22 24V25H21ZM29 24V25H28ZM141 24H142V26L144 27V28H140L141 27ZM145 24V25H144ZM17 25H18V27H17ZM26 25H28V26H26ZM40 25V26H39ZM49 25V27L47 28V26ZM67 25V26H66ZM149 25V26H148ZM15 28H14V27ZM20 26H22V27H20ZM32 26V27H31ZM34 26V27H33ZM36 26V27H35ZM56 26V27H55ZM7 27H9V28H7ZM24 27L26 28V29H24ZM28 27V28H27ZM61 27H62V29H61ZM36 30H35V29ZM39 28V29H38ZM56 28V29H55ZM58 28V29H57ZM60 28V29H59ZM65 28V29H64ZM132 29V31L134 32V31H137L136 33L134 32L133 34L132 33H130L131 32V29ZM148 30H147V29ZM6 29H7V31H8V29H13L12 31L14 32V34L13 35H15L16 33L15 32H17V33H19V34H17V35H15L14 37H16V38H14V37H12V39H15V41L14 40H12L11 41V37H9L10 35H12V34H8L9 36H7V33H9V32H7L6 31ZM23 29V30H22ZM129 29V30H128ZM143 29H145L144 31H143ZM10 30V33L12 32ZM27 32H26V31ZM32 30V31H31ZM41 30V31H40ZM5 31L7 32V33H5ZM129 32V34L126 36V34ZM44 32H45V34H44ZM48 32V33H47ZM51 32V33H50ZM143 32V33H142ZM24 33H25V37H24ZM41 33H43V34H41ZM126 33V34H125ZM145 33V34H144ZM5 34H6V39L7 38H9V39H7L6 40V42H4L3 40H5V37H3V36H5ZM38 34H40V35H38ZM47 34V35H46ZM55 37L56 35H57V37H60V38H62V41H61V39H60V41H59V39L56 37V38H54L52 35ZM56 34V35H55ZM136 34V35H135ZM143 34V35H142ZM19 35L21 36L20 38H18L19 37ZM27 35V36H26ZM48 35H50V36H48ZM48 36V37H47ZM24 37V38H23ZM131 37V36H130ZM42 38V39H41ZM156 37H154V39H155ZM19 39V40H18ZM21 39V40H20ZM24 39V40H23ZM34 39V40H33ZM44 39V40H43ZM47 39V40H46ZM52 39L54 40V42H56V43H54V42H52ZM69 40V42L67 43V40ZM146 41H144V40ZM1 40H2V42H1ZM55 40H58V41H55ZM63 40H65L66 42H65V45H64V43H62L63 42ZM71 40V41H70ZM26 41V42H25ZM72 41L74 42L73 44V46L71 47V44H72ZM154 42V45L156 44V41L158 42V39L156 38L155 40H153ZM28 42V43H27ZM32 42V43H31ZM47 42H49L50 43V45H47L48 43ZM61 42V43H60ZM7 43V44H6ZM14 44V46H13V44ZM24 43H26V44H24ZM52 43V44H51ZM141 43H143V44H141ZM146 43V44H145ZM153 43H149V44H152L153 45ZM5 44V45H4ZM17 44V45H16ZM45 44H46V46H45ZM68 44H70V45H68ZM126 43H124V45H125ZM9 47H8V46ZM40 47H39V46ZM41 45H42V47H41ZM58 45V46H57ZM124 45H122V46H124ZM4 46V47H3ZM12 46H13V48H12ZM29 46V47H28ZM43 46H45V47H43ZM47 46L49 47V49L47 48ZM59 46H60V48H59ZM133 46H135V47H133ZM138 46H141V47H139V49L137 48ZM145 46H146V48H145ZM6 47V48H5ZM11 47V48H10ZM23 47V48H22ZM28 47V48H27ZM125 47H127V46H124V48ZM143 47H144V49H143ZM16 48V49H15ZM25 48V49H24ZM43 48H44V50H43ZM45 48H46V50L49 52H46L45 53ZM65 48V49H64ZM76 48V47H75ZM80 48H82V49H80ZM116 48H118L117 46H115V47H113V51H116V53H118L119 51H117V50H120L121 51V49L122 48H119V49H116ZM6 49V50H5ZM11 49V50H10ZM55 49H56V51H58V53H56V51H55ZM57 49H60L61 51H59V50H57ZM62 49L64 50V51H62ZM67 49H70V50H68L67 51ZM128 49V50H129ZM135 49V50H134ZM137 49L139 50V51H137ZM6 52H5V51ZM20 50V51H19ZM38 50V51H37ZM40 50V51H39ZM130 50H129V52H130ZM134 50V51H133ZM14 51H15V53H14ZM26 51V52H25ZM145 53H144V52ZM10 52V53H9ZM43 52V53H42ZM53 52H55L56 54L55 55H53ZM60 52V53H59ZM62 52H63V57L61 58V54H62ZM12 53V54H11ZM20 53V54H19ZM48 53V54H47ZM88 53V54H87ZM11 56H10V55ZM17 54V55H16ZM34 54H36V55H34ZM22 55V56H21ZM32 55V57H35V56H37L36 58L37 59H29V57ZM39 55V56H38ZM47 55V56H46ZM57 55L59 56L58 57V59H59V61H58V59H57ZM66 55H67V57H66ZM71 55L73 56V57H71ZM5 56V57H4ZM28 56V57H27ZM41 56V57H40ZM54 56H55V59H57V61L55 62H53L52 61V59H54ZM133 56V57H132ZM8 57H9V59H8ZM13 57H15V58H13ZM17 57H20L19 59H17ZM24 57V58H23ZM27 57V58H26ZM32 57H30V58H32ZM46 57V58H45ZM48 57V58H47ZM76 57V58H75ZM84 57H86V59L84 58ZM132 57V58H131ZM139 57V58H138ZM220 57V58H219ZM216 56L215 58H216V61L218 60V58H219V60L216 62H214V68H213V70H212V77H206L205 79L203 78V79H200V80H198V81H196L195 80V82H197V83H195L194 82V78L193 77H195V76H192L194 73H196L197 72V69L199 68H201V61L200 60H198L197 58H195V60H191L190 59V64L188 63L189 62V58H188V64L186 65V67H185V69H184V72H185V74H184V80H188V81H186V82H188V85L190 86V85H192V87H194V90H195V92H197V93H200V91L199 90H201V92L207 87L208 89H209V85L214 81V75H215V72L216 71H220V67H222L221 66V62L223 61V59H224V57L222 56L221 57V55L220 56ZM6 58V59H5ZM10 58H11V60H10ZM50 58H51V60H50ZM67 59L68 60V62H67V60L66 61H64V59ZM5 59V60H4ZM26 59V60H25ZM60 59H62L63 61H64V67H62V64H60ZM70 59V60H69ZM75 59H78V60H76L75 61ZM93 59H94V57H93ZM96 59V58H95ZM130 59H132V61H129ZM134 59V60H133ZM8 60V61H7ZM16 62H15V61ZM19 60V61H18ZM30 60H35L34 62L32 61H30ZM36 60H37V62H38V65L40 64V66H42L41 68H40V66L38 67L36 64H37V62H36ZM81 62H80V61ZM220 60H221V62H220ZM10 61H11V63H10ZM47 61V62H46ZM74 61V62H73ZM92 61H94V60H92ZM91 61V62H92ZM135 63H134V62ZM196 61V62H195ZM256 61V59H253L251 62H255ZM13 62H15L14 64L16 65H14L13 64ZM22 62V63H21ZM66 62V63H65ZM90 62V63H91ZM131 62V63H130ZM213 62V61H212ZM261 62V61H260ZM8 63V64H7ZM10 63V64H9ZM30 63V64H29ZM41 63H43V65L41 64ZM50 63V64H49ZM70 65H69V64ZM72 63V64H71ZM85 64V65H87L88 67H86L85 65V67L86 68H88L87 70H86V72H84V73H82V71H84L85 69H82L81 68V64ZM124 65H126L127 66V64L129 65V66H127L129 69H126V66H124V67H122L123 66V64ZM6 64V65H5ZM17 64H19L18 66H17ZM33 64H35V65H33ZM47 66H45V65ZM52 64V65H51ZM66 64H68V65H66ZM217 65V68H216V65ZM8 65H9V67H8ZM65 65H66V67H65ZM75 65H76V67H75ZM80 65V67H78ZM130 65H132V67L130 66ZM134 65H137L136 67L134 66ZM197 65V66H196ZM219 65H220V67H219ZM12 66H14V67H12ZM69 66H71V68H72V70H71V68H69ZM73 66V67H72ZM83 66V65H82ZM84 66H83V68H84ZM139 66V67H138ZM162 66H163V64H162ZM193 66V67H192ZM259 66H261V65H259ZM7 67V68H6ZM34 67V68H33ZM78 67V69L79 68H81L82 69V71L81 72H79L81 69H76ZM156 67V68H155ZM4 68H6V69H8V70H5ZM12 68H14V69H12ZM36 68V69H35ZM37 68H39V69H37ZM65 68H67V69H65ZM70 70H69V69ZM74 68V69H73ZM131 68V69H130ZM133 68V69H132ZM137 68V69H136ZM148 68H150V69H148ZM164 68V67H163ZM190 68H193L192 70L190 69ZM258 68H260V67H258ZM34 69H35V71H34ZM41 69V71H38V70H40ZM64 69H65V71H64ZM98 69V68H97ZM96 69V71H98ZM136 71H135V70ZM141 69V70H140ZM155 69V70H154ZM199 69H198V71H199ZM215 69H217V70H215ZM55 70H57V71H55ZM68 70V71H67ZM73 70H76L75 72L73 71ZM93 70V71H92ZM127 70H131V73H130V71H127ZM147 70V71H146ZM150 70V71H149ZM14 71H15V73H14ZM48 71V73H46V72ZM73 72V73H70V72ZM88 71V72H87ZM127 71V72H126ZM142 71H143V74H142ZM149 71V72H148ZM4 72H6V73H8V74H6L5 73V75L3 76V74L2 73H4ZM51 72V73H50ZM59 72H61V73H59ZM65 72H67V73H65ZM251 72V71H250ZM23 73V74H22ZM28 73V74H27ZM29 73H32V74H34V77H33V75L31 74V75H29ZM44 73V75H42ZM50 73V74H49ZM70 73V74H69ZM100 75H99V74ZM105 73V74H104ZM132 73H133V75H132ZM193 73V74H192ZM17 74H18V76H17ZM20 74V75H19ZM24 75V76H22V75ZM56 74V75H57ZM88 74V75H87ZM122 74V75H121ZM145 74V75H144ZM192 74V75H191ZM245 75H246V81H248V83H251L252 82V79L250 80V76H251V74L249 73V74H247V73H244ZM27 75V76H26ZM35 75H36V77L37 78H35ZM38 75V76H37ZM45 75H50V77L49 76H45ZM90 75H91V77H90ZM97 75H99L98 76V78H97ZM153 75V76H152ZM188 75V76H187ZM8 76V77H7ZM15 76H17V77H21V79L20 78H17V77H15ZM35 79L34 81H33V78ZM43 76H45V77H43ZM73 76V75H72ZM95 76H96V78H95ZM122 76V79L120 78ZM5 77V78H4ZM7 77V78H6ZM13 77H15V79L13 78ZM22 77H24V78H22ZM26 77H28V79L26 78ZM31 77V78H30ZM49 77V78H48ZM74 77V76H73ZM101 77V76H100ZM128 77V78H127ZM144 77V78H143ZM148 77V78H147ZM255 77V76H254ZM253 77V78H254ZM1 78H3V79H1ZM11 78V79H10ZM44 78L46 79V80H44ZM81 80H80V79ZM92 78V79H91ZM94 78V79H93ZM102 78H100V82L103 80ZM119 78V79H118ZM149 78H152V79H149ZM15 81H14V80ZM17 79H19V80H17ZM27 79V80H26ZM32 80V81H30L31 83H28V81L29 80ZM49 79V80H48ZM95 79H97V82L95 81ZM102 79V80H101ZM119 80V82H118V80ZM125 79H127V81H128V83L130 84V86L128 87V85L129 84H127V81L125 80ZM157 79V80H156ZM159 79V80H158ZM191 79H192V81H191ZM210 80V82L208 83V82H206V81H208V80ZM213 79V80H212ZM6 80H8V83H4ZM9 80L11 81V80H13V82H12V84H11V82H9ZM24 80H26V81H24ZM37 80H39V78L37 79ZM71 80H75L74 78H72ZM77 80H75L76 82H77ZM91 80H94V82H92ZM120 80H122L123 82H124V80L126 81L124 84H123V82L121 81L120 82ZM145 80V81H144ZM201 80H203V82L201 81ZM212 80V81H211ZM70 81V80H69ZM92 82V83H90V82ZM154 83H153V82ZM157 81V82H156ZM191 81V82H190ZM200 81V82H199ZM205 81V82H204ZM260 81L261 80H258V81H256L255 82V84H251V85H249V87L250 88H247V89H245V84H242L239 88H235V91H233L232 93H230V96L232 97V96H238L239 94H242V91H244V94L246 95V97L248 96V95H250L251 96V93L253 92V91H255L254 89H255V87L260 83ZM25 82V83H24ZM32 82H34V83H32ZM67 82H68V80H67ZM132 82H134L133 84H132ZM147 82V83H146ZM151 82V83H150ZM202 82V83H201ZM3 83V84H2ZM21 83V84H20ZM36 83H37V81H36ZM35 83V84H36ZM69 83H74V82H72V81H70ZM119 83V84H118ZM137 83H141V84H139V86H137L136 84ZM205 83H208V84H205ZM9 84V85H8ZM12 86H11V85ZM24 86H23V85ZM75 84H77V83H75ZM122 86H121V85ZM125 84H126V86H125ZM143 84V85H142ZM150 84V85H149ZM154 84V85H153ZM203 84H204V86H203ZM5 85H8V86H6L5 87ZM17 85V86H16ZM132 85H133V87H132ZM141 85L143 86V88H142V91H141ZM145 85H148L147 87L148 88H146V86ZM202 85V86H201ZM212 85V84H211ZM9 86H11V87H9ZM36 86V88H37V85H35ZM39 86V85H38ZM117 86V87H116ZM119 86H120V88H119ZM125 86V87H124ZM139 87V92H138V89H135V88H137V87ZM150 86V87H149ZM152 86V87H151ZM13 87V88H12ZM41 87H43V86H41ZM113 87V88H112ZM124 87V88H123ZM157 87V88H156ZM201 87H204V88H201ZM4 88V89H3ZM6 88V89H5ZM9 88V89H8ZM21 88V89H20ZM40 87H38L37 88V90L39 89ZM111 88H112V90H111ZM117 88H118V90H117ZM201 88V89H200ZM10 89H11V91H10ZM44 89V88H43ZM54 89V90H53ZM57 88H52V91H50L51 89H49V92H50V94L48 93V90H46L47 91V93L49 94V98L50 99H52V100H57V101H63V102H66V100L67 99H65L66 97H64V96H62L63 95V93H62V95H61V92H60V89H57ZM113 89H115L114 90V92H116V94L115 93H113ZM122 89V90H121ZM126 89V90H125ZM147 89H149L148 91H147ZM208 89H206V92L208 91ZM30 90V91H29ZM39 90H42V89H39ZM57 92H56V91ZM124 90V91H123ZM128 90V91H127ZM135 90V91H134ZM137 90V91H136ZM146 90V91H145ZM167 90V89H166ZM198 90V91H197ZM17 91V92H16ZM132 91H134V94L132 93H130V92ZM140 91H141V94H140ZM10 92H11V94H10ZM13 92H16V93H13ZM136 92H138V93H136ZM144 92V93H143ZM2 93V94H1ZM12 93H13V95H12ZM60 95H59V94ZM125 95H124V94ZM5 94H7V95H5ZM8 94H10L11 96H9ZM17 96H16V95ZM52 94V95H51ZM55 94V95H54ZM111 94V95H110ZM130 94V95H129ZM196 94V93H195ZM3 95V96H2ZM57 95H59V96H57ZM126 95H127V97H126ZM132 95H133V98H132ZM245 95H244V97H245ZM56 96V97H55ZM123 96H124V99H125V102H124V99H122L123 98ZM156 96V97H155ZM14 97V98H13ZM17 97V98H16ZM54 97V98H53ZM58 97V98H57ZM61 97H63V98H61ZM118 98V99H116V98ZM120 97H121V100H120ZM10 98H13V99H11L10 100ZM60 98V99H59ZM115 100H113V99ZM130 98H132V99H130ZM134 98H137V99H134ZM249 98V97H248ZM6 99H9V100H7V101H5ZM14 99L16 100V99H18V100H16V101H14ZM59 99V100H58ZM62 99V100H61ZM63 99H65V100H63ZM119 100V101H118ZM9 101V102H8ZM14 102V103H12V102ZM17 101H19V102H17ZM112 101V102H111ZM117 101H118V103H117ZM133 101V102H132ZM19 103V104H17V103ZM129 102V103H128ZM146 103H148V101H145ZM250 101H248V103H249ZM9 103H11L9 106H10V108H9V106H8V104ZM120 103V104H119ZM121 103H122V105H121ZM128 105H127V104ZM248 103H246V104H248ZM12 104H16V106L14 107L15 108V110L17 111H15L14 109H13V106H11ZM112 104V105H111ZM124 104H126V105H124ZM133 104V105H132ZM18 105H20V109H22V110H20L19 108H16V107H18ZM118 105H120L119 107H117ZM2 106H4V107H2ZM115 108H114V107ZM230 106V104H228V105H226L225 106V108L226 107H229ZM6 107V108H5ZM12 107V108H11ZM121 107V108H120ZM125 107H127V108H125ZM167 107V106H166ZM166 107H165V109H166ZM112 108V109H111ZM171 106L169 107V110H171ZM232 108V107H231ZM3 109H5V110H3ZM8 109V110H7ZM109 109H111V110H109ZM9 110L12 112H10L9 113ZM26 110H29V111H31V112H33L32 114H33V116L30 118V119H28V118H24V116H23V113L26 111ZM3 111L5 112V114H3ZM54 111V110H53ZM115 111V112H114ZM125 111V112H124ZM19 112H21V113H19ZM195 112V118H196V120L194 121V122H191V124L192 125H190V129L191 130H189L188 132H185V133H191V132H201L200 130H202V125H204L208 120L207 119H204V118H206V116H208L209 114H212L211 116L213 117V116H215V117H217L216 115H215V113H212V112H215V111H208V110H206V108H205V106H201V104L198 102L197 103V108H196V110L194 111ZM1 113L3 114V115H6L5 117L7 118L8 117V119H9V116L10 115H12L13 113H14V115H20L19 117L17 116V118L18 119H15V117L16 116H14V118H11V116H10V118L13 120V119H15V121L17 120H20V121H16L17 123H15L14 122V120L13 121H11L10 120V122L11 123H7V121H6V118H4V116H2L1 115ZM18 113V114H17ZM52 113V112H51ZM114 113V114H113ZM118 113V115L116 116V114ZM153 113V114H152ZM134 116V114H131L130 116ZM189 115V114H188ZM113 117V118H112ZM20 118V119H19ZM108 118V119H107ZM115 118V119H114ZM127 118H129V117H127ZM211 118V117H210ZM159 119V118H158ZM24 120L26 121V122H24ZM112 120V121H111ZM114 120V121H113ZM120 121V123L119 124H121L122 123V125L120 126L117 122L118 121ZM160 120V119H159ZM213 120H218V118H214ZM109 123H108V122ZM8 122H9V120H8ZM12 122H14V123H12ZM217 122V124H218V122H220V121H216ZM22 123V125H20ZM26 124V125H24V124ZM112 123V124H111ZM115 123V124H114ZM7 126H6V125ZM14 125V124H18L16 127L15 126H13L12 128H11V126H9V125ZM153 124V123H152ZM151 124V125H152ZM21 126H23L22 128L25 130V129H27V130H25V131H23V129L21 128ZM26 128H25V127ZM154 126V125H153ZM9 127V128H8ZM44 127L46 128V131H45V129H44ZM122 127V128H121ZM2 128H5L4 130L2 129ZM8 130H7V129ZM20 128V129H19ZM33 128V129H32ZM36 128H37V131H36ZM42 128V129H41ZM125 128V129H124ZM128 128V129H127ZM29 129V130H28ZM30 129L31 130H34V131H31V132H27V131H30ZM40 131H39V130ZM127 129V130H126ZM131 129V130H130ZM3 130V131H2ZM44 130V131H43ZM51 130H53V131H51ZM20 131V132H19ZM21 131H23V132H21ZM50 133H49V132ZM210 130H207V132H209ZM27 132V133H26ZM33 132V133H32ZM34 132H36V133H34ZM37 132H39V133H37ZM40 132H42L41 133V136H40ZM53 132V133H52ZM173 132H175V130H172L171 132H169L168 134H172ZM177 133H180V134H182L183 133V131L182 130H180V132H178V131H176ZM246 132V130H241V129H236V130H231V131H229V132H225V133H223L220 137H218V140L219 141H225V140H227V139H229V138H232V137H234L233 135H236V136H238V137H240L242 134H244ZM20 133V134H19ZM46 134L47 133V137L46 136H43L44 134ZM49 133V134H48ZM32 134H34V135H32ZM43 134V135H42ZM52 134H54V136H55V134H57L58 136H59V138H58V136L56 137H54ZM160 134H161V132L160 133H152V134H150L149 136H151V141H153V140H156L159 136H160ZM175 134V133H174ZM4 135H5V137H4ZM8 137H7V136ZM49 135H52V136H49ZM65 135H66V137H65ZM173 135V134H172ZM3 136V137H2ZM49 136V137H48ZM61 136H64V137H61ZM72 136H74V137H72ZM38 137V138H37ZM51 137H52V139H51ZM80 137V138H79ZM84 137V138H83ZM53 138H54V140H53ZM62 138V139H61ZM88 138V139H87ZM147 138V137H146ZM144 136H142L141 138H138V139H136L137 140V144H140V145H146V144H149V142H145V139H146ZM57 139H58V141L60 142V143H57L56 141H57ZM5 141V143L3 144V141ZM34 140V141H33ZM42 140V141H41ZM29 141V142H28ZM45 141V142H44ZM48 141H49V143H48ZM53 141L55 142L54 144L55 145H53V146H51V148H54V149H51L50 147H48V146H50V145H52L53 144ZM63 141V142H62ZM67 141V142H66ZM184 141H186V140H184ZM50 142H52V144H50ZM70 142V143H69ZM64 143V144H63ZM66 143V144H65ZM71 144V143H73V144H71L70 146H69V144ZM91 143V144H90ZM60 144V145H59ZM62 144V145H61ZM88 144V145H87ZM42 145V146H41ZM47 145V147H45V146ZM67 145V146H66ZM100 145V146H99ZM44 146V147H43ZM56 146H57V148H56ZM58 146H60L59 147V150H58ZM65 146V148H63ZM77 148H76V147ZM67 147V148H66ZM95 147V148H94ZM45 148H46V150H45ZM13 149V150H12ZM51 149V150H50ZM57 149V150H56ZM71 149V150H70ZM12 150V151H11ZM50 150V151H49ZM55 150L57 151V153L56 154H54L55 153ZM106 150V151H105ZM53 151V152H52ZM49 152H51V153H49ZM94 152V154H92V153ZM100 152H101V154H100ZM109 152V153H108ZM115 153L116 152V157H117V159L115 158V154H113V153ZM3 153V154H2ZM50 155H49V154ZM66 153H68V154H66ZM5 154V155H4ZM11 154V155H10ZM18 154V155H17ZM54 154V155H53ZM109 154H110V157H108L109 156ZM49 155V156H48ZM106 155V156H105ZM108 155V156H107ZM113 155V158L111 157ZM1 156H3V157H1ZM7 158H6V157ZM16 156V157H15ZM19 156V157H18ZM103 156H104V158H103ZM119 156H121V158L119 159ZM13 157H14V159H13ZM124 157V158H123ZM129 157V158H128ZM51 158V159H50ZM103 158V159H102ZM111 158V159H110ZM48 159V160H47ZM50 159V160H49ZM81 159V160H80ZM107 159V160H106ZM109 159V160H108ZM112 159H113V162L115 161V159L117 160V161H115V163H113L112 162ZM128 159V160H127ZM11 160H13V161H11ZM16 160V161H15ZM75 160V161H74ZM124 160V161H123ZM125 160H126V162H125ZM131 160V161H130ZM7 161H8V163H7ZM15 161V162H14ZM46 161V162H45ZM48 161H49V163H48ZM52 161V162H51ZM85 161V162H84ZM119 161V162H118ZM5 162L7 163V165L5 164ZM10 162H14V163H10ZM45 162V163H44ZM79 162V163H78ZM118 162V163H117ZM122 162V163H121ZM126 163V164H123V163ZM2 163V164H1ZM61 163V164H60ZM86 163V164H85ZM89 163V164H88ZM129 163V164H128ZM15 164V165H14ZM20 164V165H19ZM52 164H54L53 166H52ZM93 164V165H92ZM98 164V165H97ZM114 164V165H113ZM19 166V167H17V166ZM120 165H121V167H120ZM122 165H124L123 167H122ZM4 166V167H3ZM15 166V167H14ZM52 166V167H51ZM54 166H55V168H54ZM119 166V167H118ZM256 165H253V167H255ZM50 167V168H49ZM81 167V168H80ZM117 167V168H116ZM10 168V169H9ZM40 168V169H39ZM48 168H49V170H48ZM52 168V169H51ZM57 168H58V170H57ZM62 168V169H61ZM112 168V169H111ZM124 168V169H123ZM13 169H14V171H13ZM21 169V170H20ZM91 169V170H90ZM106 170V171H105ZM118 170H123V171H118ZM11 171V172H10ZM82 171V172H81ZM51 172V173H50ZM59 172H65V173H62V174H60ZM85 172V173H84ZM119 172V173H118ZM151 172V173H150ZM56 173H57V175H56ZM59 173V174H58ZM126 173H128V174H126ZM3 175H4V177H3ZM53 175V176H52ZM1 176H2V178H4L3 180L1 179ZM150 176H152V177H150ZM155 176V177H154ZM108 177V178H107ZM75 178V179H74ZM114 178V179H113ZM153 180V181H152ZM98 181V182H97ZM140 182V183H139ZM154 182V183H153ZM145 183V184H144ZM152 183V184H151ZM54 184V185H53ZM56 184H58V185H56ZM154 184V185H153ZM145 185V186H144ZM108 187V188H107ZM142 187H143V189H142ZM150 187V188H149ZM151 187H153V189H151ZM107 188V189H106ZM156 188V189H155ZM146 189V190H145ZM39 190H43V192H41V193H39ZM149 190V191H148ZM93 191V192H92ZM147 191V192H146ZM129 193V194H128ZM156 193H158V191L156 192ZM50 194H66L65 195V197L66 198H64V197H60V198H58V199H55V200H53V201H51V203H49L48 204V200L50 199ZM36 196V197H35ZM128 196V197H127ZM138 197H142V196H138ZM138 197H136V198H138ZM5 199V200H4ZM96 199V200H95ZM2 200H4V202L2 201ZM122 200V201H121ZM10 201H13V202H10ZM29 202V203H25V204H27V205H29V207L27 206V205H25L24 204V202ZM121 201V202H120ZM124 201V202H123ZM92 202V203H91ZM95 202V203H94ZM8 203V204H7ZM11 203H13V204H11ZM123 205H122V204ZM3 204H6V206L5 205H3ZM9 204H11V206L10 207H13V208H11V210H13V212L14 213H12L11 212V210H8V208H7V206H9ZM18 204H23V205H21L22 206V208L20 209L18 206H17V208L16 207H14V205L16 206V205H18ZM19 205V206H20ZM25 205V206H24ZM86 205V206H85ZM112 205V206H111ZM116 205V206H115ZM23 206L24 207H27V208H25L26 210H24V208H23ZM48 206V207H47ZM102 206V207H101ZM120 206V207H119ZM4 207V208H3ZM37 207H38V209H37ZM42 207V208H41ZM112 207V208H111ZM119 207V208H118ZM1 208H3L4 209V213H3V211L1 210ZM6 208H7V212H6ZM19 208V209H18ZM30 208V209H29ZM33 208V209H32ZM36 208V209H35ZM99 208V209H98ZM107 208V209H106ZM109 208V209H108ZM23 209V210H22ZM27 209H29V210H27ZM34 209L35 210H38V211H40V213L42 212V214H39V212L38 211H34ZM127 209L128 208H126V207H124L123 209H122V211L123 212H126L127 211ZM244 209V208H243ZM243 209H239V210H241V213H240V211H237V213L240 215V216H243V215H245L246 213H247V210H246V208L243 210ZM18 212H20V213H16L17 211ZM30 210H31V212H30ZM106 210V211H105ZM242 210H243V212H242ZM27 213V211H29L31 214L32 213H34V214H32V215H34L33 217H32V215L30 214V213H27V214H30V215H26L27 217H25L24 215H25V212ZM34 211V212H33ZM90 211V212H89ZM9 212H11L10 214H9ZM22 212V213H21ZM38 212V213H37ZM45 212V213H44ZM6 213V214H5ZM1 214H4V216H7V217H5V218H8L11 214V216L13 217V219L10 217L9 218V220L8 219H6L8 222H9V224H8V222H5L6 220H5V218H4V216L3 215H1ZM17 216H15V215ZM21 214L25 217H22L21 216ZM35 214H37V215H35ZM40 216H39V215ZM14 215V216H13ZM2 216V217H1ZM96 216V217H95ZM29 217H31V218H29ZM41 219V221H40V219ZM14 218H19V219H17V220H19V221H16ZM20 218H22V219H20ZM23 218H24V220L26 219H32V221L30 220V222H28V221H26L25 220V222L22 224V222H21V224H18V222H20L21 220L22 221H24L23 220ZM36 218H38V220L40 221V222H38V220H35ZM107 218V219H106ZM14 220H15V223H14ZM35 220V221H34ZM47 220H48V225H47ZM253 221H249V223H248V227L249 228H251V229H253L254 227H256V225H257V221L256 220H254V219H252ZM2 221H3V224L5 223L6 225L4 226V228L6 227V229H4L3 228V224H1L2 223ZM11 221L13 222L12 224L14 225H16L15 227H13V225L11 224ZM52 221V222H51ZM111 221V222H110ZM27 222H28V224H27ZM31 222H32V224H31ZM33 222L35 223V224H33ZM101 222V223H100ZM108 222V223H107ZM110 222V223H109ZM26 223V224H25ZM32 225H30V224ZM43 223H45L46 224V226L43 224ZM101 224V225H100ZM107 224V225H106ZM249 224L251 225V226H249ZM256 224V225H255ZM18 225H20L21 227H22V225H23V227H22V229H23V231L24 232H22V230H21V232H20V230H18L19 228L21 229V227L20 226H18ZM27 225L28 227H25V226ZM111 226V227H109V226ZM11 226V227H10ZM34 226V227H33ZM44 226V227H43ZM102 226V227H101ZM103 226H104V228H103ZM108 226V227H107ZM239 226V225H238ZM238 226H237V228H238ZM7 227H10L11 228V230H12V232L14 233V230H15V228H16V230H18V231H16L14 234H15V236H17L16 234H18L19 233V235L18 236H20L21 234H25V235H27V236H24V234L23 235H21V236H23V237H21L20 239L22 240V238H24L23 239V241H20L19 240V237L17 236V237H15V236H13L14 234L12 233V232H10L11 230H10V228H7ZM25 227V228H24ZM29 227H30V229H29ZM14 228V229H13ZM30 230H28V229ZM34 228V229H33ZM43 228V229H42ZM52 228V229H51ZM63 228V229H62ZM105 228H107V229H105ZM108 228H109V230H108ZM7 229H9V231L7 230ZM27 229V230H26ZM38 229V230H37ZM56 229H60V230H57L56 232H55V230ZM66 229V230H65ZM90 229V230H89ZM94 229V230H93ZM103 229H104V231H103ZM112 229V230H111ZM6 230V231H5ZM50 230H52V231H50ZM63 230H65V231H63ZM105 230L107 231L106 233H105ZM253 230H255V228L253 229ZM4 233H3V232ZM8 231V232H7ZM60 233H59V232ZM63 231V232H62ZM90 231V232H89ZM8 234H7V233ZM9 232H10V234H9ZM26 232V233H25ZM6 233V234H5ZM21 233V234H20ZM28 233V234H27ZM32 233V234H31ZM54 233V234H53ZM59 233L60 234V236H59V234L57 235V234ZM12 234V235H11ZM53 235V239H50L49 238V236L51 237V235ZM56 234V235H55ZM106 234V235H105ZM8 235H11V236H13V237H11V236H8ZM28 235L29 236H31V237H28ZM41 235H43V236H41ZM54 235L56 236L55 237V239H54ZM264 235V234H263ZM59 236V237H58ZM104 236V237H103ZM262 235H260V237H261ZM7 237H9V239L7 238ZM11 237V238H10ZM48 237V238H47ZM58 237V238H57ZM259 236H258V238H253L252 239V241L251 242H254V241H256V240H260L261 238H260ZM5 238H6V240H5ZM14 238H16V239H14ZM17 238H18V240H17ZM26 238H28L27 240H25ZM42 238H44V239H42ZM48 239V241H47V239ZM52 238V237H51ZM264 238V237H263ZM8 239V240H7ZM50 239V240H49ZM240 239V238H239ZM5 240V241H4ZM10 240H11V242H12V244H11V242H10ZM14 240V241H13ZM16 240H17V244H18V242L19 243H22V245L23 246H21V244H18V245H20V246H18V245H16ZM53 240V241H52ZM7 241V242H6ZM10 243H9V242ZM46 241V242H45ZM52 241V242H51ZM99 241V242H98ZM104 241V242H103ZM5 242V243H4ZM43 242V243H42ZM85 242V243H84ZM15 243V244H14ZM7 244V245H6ZM25 244H27V245H25ZM108 244V245H107ZM10 246V248H9V246ZM11 245H14V247L13 248H11ZM6 246H8V247H6ZM32 246V247H31ZM5 247L6 248H8V249H5ZM17 248V249H16ZM31 248V249H30ZM147 248V251H150L153 247L152 246H148V247H146ZM10 249H12V250H10ZM262 250H264V248H261ZM14 250V251H13ZM32 250V251H31ZM12 251V252H11ZM40 251V252H39ZM44 253H43V252ZM146 251V252H147ZM29 252V253H28ZM34 252V253H33ZM263 251H259V252H252L251 250H249L247 253H246V255L245 256H247L248 258H254L257 254H261ZM36 253L38 254V253H40L39 255H37L38 256V258H37V256H36ZM50 253V254H49ZM186 253V252H185ZM185 253H182V256H185L186 254ZM29 254V255H28ZM34 255V256H32V255ZM49 254V255H48ZM56 254V255H55ZM12 255V256H11ZM31 255V256H30ZM175 255H180L179 253H178V250L175 248V247H171L169 250H167V251H164L163 253H161V254H159L158 255V257H160L161 259L162 258H165V257H175ZM261 255H264L263 253L261 254ZM17 256H19V257H17ZM23 256H24V258H23ZM46 256V257H45ZM48 256H50L49 258H51V256H52V258L51 259H54V260H51V259H49L48 260ZM16 257V258H15ZM21 257V258H20ZM30 257V258H29ZM31 257H32V259H31ZM43 257V258H42ZM45 257V258H44ZM147 257V256H146ZM246 257V258H247ZM13 259V261H12V259ZM21 259V261H20V259ZM23 258V259H22ZM43 260H42V259ZM47 258V259H46ZM60 258V259H59ZM148 258V257H147ZM7 259V260H6ZM28 259H29V262H28ZM67 259V260H66ZM69 259V260H68ZM257 259V258H256ZM0 260H1V258H0ZM4 260H6V261H4ZM9 260V261H8ZM45 260V261H44ZM47 260V261H46ZM59 262H58V261ZM41 261V262H40ZM43 261V262H42ZM70 261V262H69ZM146 264H147V262L148 261H145V260H143ZM13 262V263H12ZM32 262V263H31ZM57 262V263H56ZM132 262V261H131ZM170 262V261H169ZM240 262V260H238V261H234V263L233 264H238ZM47 263V264H48ZM141 263H142V261H141ZM171 264H183L184 262H182L181 260H176V261H171L170 262ZM131 264H133V263H131ZM144 264V263H143ZM186 264H189V263H186Z\"/></svg>",
	"mask_w": 264,
	"mask_h": 264
}]
</instances>
